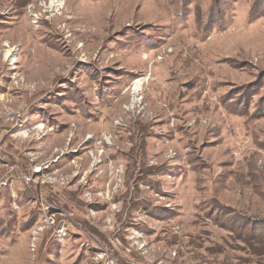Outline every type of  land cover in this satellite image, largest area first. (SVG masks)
I'll list each match as a JSON object with an SVG mask.
<instances>
[{
  "label": "rangeland",
  "instance_id": "1",
  "mask_svg": "<svg viewBox=\"0 0 264 264\" xmlns=\"http://www.w3.org/2000/svg\"><path fill=\"white\" fill-rule=\"evenodd\" d=\"M51 1L0 0V264H264V0Z\"/></svg>",
  "mask_w": 264,
  "mask_h": 264
},
{
  "label": "bare ground",
  "instance_id": "2",
  "mask_svg": "<svg viewBox=\"0 0 264 264\" xmlns=\"http://www.w3.org/2000/svg\"><path fill=\"white\" fill-rule=\"evenodd\" d=\"M51 6L52 7H58V6H60V2H58V0H54V1H51ZM49 4V5H50ZM9 47V46H8ZM10 53H11V49L10 48H8L6 51H5V58H7V57H9L10 56ZM145 79L144 78H139V79H137V80H135V82H134V90H138L139 89V87L141 86V84H143V81H144Z\"/></svg>",
  "mask_w": 264,
  "mask_h": 264
}]
</instances>
